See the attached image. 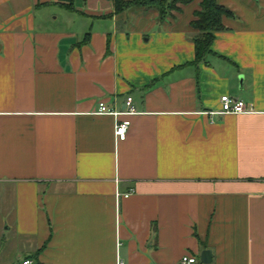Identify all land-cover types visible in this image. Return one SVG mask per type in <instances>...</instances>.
Instances as JSON below:
<instances>
[{
  "label": "crops",
  "instance_id": "crops-1",
  "mask_svg": "<svg viewBox=\"0 0 264 264\" xmlns=\"http://www.w3.org/2000/svg\"><path fill=\"white\" fill-rule=\"evenodd\" d=\"M216 1L195 64L202 0H0V264H264V0Z\"/></svg>",
  "mask_w": 264,
  "mask_h": 264
},
{
  "label": "trees",
  "instance_id": "trees-1",
  "mask_svg": "<svg viewBox=\"0 0 264 264\" xmlns=\"http://www.w3.org/2000/svg\"><path fill=\"white\" fill-rule=\"evenodd\" d=\"M194 0H139L136 3H124L121 0H114L116 9L121 11L131 5H140L145 8H155L159 11L161 19L180 10V5H187ZM196 19L191 23L192 28L198 33L194 38L195 60L197 64L212 54L211 46L215 40V33L223 29L222 18L232 17L233 14L225 7L219 5L216 0H202L201 10L196 12Z\"/></svg>",
  "mask_w": 264,
  "mask_h": 264
},
{
  "label": "built area",
  "instance_id": "built-area-1",
  "mask_svg": "<svg viewBox=\"0 0 264 264\" xmlns=\"http://www.w3.org/2000/svg\"><path fill=\"white\" fill-rule=\"evenodd\" d=\"M254 111L253 106L246 103L243 100L234 99L228 95H224L221 97V111L218 113L220 115L225 114H247L252 113ZM98 114L102 115H113L115 117H118L119 115H135L137 114V111L135 107L133 106V100L132 98H127L126 100V110L123 113H119L116 111L111 110L108 108L105 103L101 102L99 104V109L97 111ZM130 128V121L129 120H117L115 125V138L116 141L121 142L125 141L127 139V135ZM134 192V189H130L125 194H118V197H124L128 198L131 196V194ZM19 264H36L31 259H25L24 261L20 262ZM118 264H125L124 261L120 260ZM180 264H202L199 260V257L197 255H185L181 258Z\"/></svg>",
  "mask_w": 264,
  "mask_h": 264
},
{
  "label": "water",
  "instance_id": "water-1",
  "mask_svg": "<svg viewBox=\"0 0 264 264\" xmlns=\"http://www.w3.org/2000/svg\"><path fill=\"white\" fill-rule=\"evenodd\" d=\"M201 261L204 264H211L212 261H213V253H212V251L211 250H204L201 253Z\"/></svg>",
  "mask_w": 264,
  "mask_h": 264
}]
</instances>
